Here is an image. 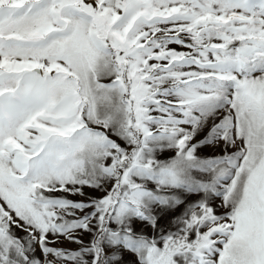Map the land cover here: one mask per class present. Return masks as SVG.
<instances>
[{
    "label": "snow or ice",
    "instance_id": "obj_1",
    "mask_svg": "<svg viewBox=\"0 0 264 264\" xmlns=\"http://www.w3.org/2000/svg\"><path fill=\"white\" fill-rule=\"evenodd\" d=\"M0 264H264V0H0Z\"/></svg>",
    "mask_w": 264,
    "mask_h": 264
},
{
    "label": "rangeland",
    "instance_id": "obj_2",
    "mask_svg": "<svg viewBox=\"0 0 264 264\" xmlns=\"http://www.w3.org/2000/svg\"><path fill=\"white\" fill-rule=\"evenodd\" d=\"M168 155L170 156V155H172L171 153H168ZM87 191V190H86ZM88 194V196H96V195H99V193H93V192H88L87 193ZM71 199H80L79 197H70ZM196 198L195 197H193V200H195ZM219 202H217V204H218ZM179 214V210L176 212V213H174L173 214V218L175 217V215H178ZM163 227L165 228V229H168L169 227H170V225L167 223V222H165L164 223V225H163ZM171 227H174V225H172ZM18 234H20V235H22L23 233H18ZM64 247H70L69 245H67V244H65V245H63Z\"/></svg>",
    "mask_w": 264,
    "mask_h": 264
}]
</instances>
